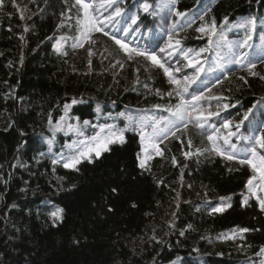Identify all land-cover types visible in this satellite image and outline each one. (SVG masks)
Here are the masks:
<instances>
[{"label":"trees","instance_id":"trees-1","mask_svg":"<svg viewBox=\"0 0 264 264\" xmlns=\"http://www.w3.org/2000/svg\"><path fill=\"white\" fill-rule=\"evenodd\" d=\"M0 3V264H264V211L245 187L256 174L239 162L253 147L264 155L255 143L264 136V0H116L97 18L116 7L122 13L90 37H103L112 58L124 61L119 72L89 66L88 41L73 47L82 19L75 0H33L28 19L12 0ZM213 19L210 43L197 29ZM169 35L180 45L161 53ZM111 37L155 52L181 84L144 56L129 59ZM185 76L195 82L177 95ZM200 93L218 99L193 101ZM182 99L220 114L197 128L167 111ZM225 120L232 127L224 129ZM215 129L234 133L229 145L217 143L235 159L211 151ZM109 132L124 142L76 170L63 166L82 141ZM141 132L162 140V155L142 145ZM57 209L60 220L51 216Z\"/></svg>","mask_w":264,"mask_h":264},{"label":"snow or ice","instance_id":"snow-or-ice-1","mask_svg":"<svg viewBox=\"0 0 264 264\" xmlns=\"http://www.w3.org/2000/svg\"><path fill=\"white\" fill-rule=\"evenodd\" d=\"M116 3V0H98V3H85L84 0H75V5H79L80 10L82 11V19H78L77 23L80 25V36L77 40V43L73 45V47H84V44L81 43L80 41H90V35L93 31L95 32H102L103 27L102 25L104 24L105 20L108 22H111L114 17L119 16L123 9L116 7L115 11L109 15L106 16L104 20H100L97 18L96 12L99 9H107L113 7V5ZM73 5V6H75ZM0 6H2V3H0ZM144 11H148L149 5L145 3L142 5ZM178 16H183L185 13L177 12L176 13ZM203 19V17H201ZM227 17L224 18V21L227 22ZM136 18L133 17V23H135ZM248 24H254L253 20H249L247 22ZM223 27V25H221ZM127 31V29H125ZM198 32H206V34L209 36V42L211 43V38L212 36L217 34V25L216 21L213 19L211 24L208 26L202 25L200 28L197 29ZM107 35V33H105ZM112 39L115 40V43L119 45L121 49H123L126 53L129 54V59L132 58V54L134 53L136 56H144L147 60H150L153 65L158 66L159 68L163 69V72L166 76L169 77L170 83L180 85L181 82L179 80H176L173 75V69L169 66L166 67L165 64L162 62L160 58L157 57L155 52H147V51H140L139 49H129L128 46L122 42L120 39H116L115 37H111ZM94 43V41H91ZM245 44L247 43V40L244 42ZM180 45L179 40L173 41V38L171 35L168 37V42L166 43L165 47L160 49L161 53H165L167 49H172L174 52L176 48H178ZM57 50L60 48V42H57V45L55 46ZM203 51V50H202ZM171 52H168V55L171 56ZM89 55H92L91 50H89ZM185 58L189 59L188 54L185 53ZM189 67L193 66V62L191 59H189ZM255 64H249L248 65V71L250 75L256 76L258 73L253 71L255 68ZM176 72H180L181 69L179 67L175 68ZM199 71V69L197 70ZM241 80L244 79V77H240ZM261 80H264V76H260ZM184 86L181 91L177 92V95H181V92H187L188 84L195 82V77L189 78L187 76L184 77ZM247 81H245L246 83ZM210 91V90H209ZM169 95H172V93H168ZM202 99H218V97H212V96H204L203 93H200L199 95H193L192 100L193 101H200ZM67 108V105L65 106ZM154 107H159V105H155ZM229 105H224V108H228ZM234 107V105H233ZM167 111L171 112L174 116H176L178 119L181 121H192L195 120L196 124L195 126L197 128H204V126L208 123L209 118L212 116H219V111L216 112H207L205 114V111L201 108H199L196 104H189L188 101L186 100H181L179 104L175 106V110L172 108H168ZM251 111V109L249 110ZM248 119V114L245 113L244 115V120ZM244 121L241 120L239 123L236 124V128L239 129L240 124H242ZM176 127V131H179L178 126ZM184 127L187 128V123L184 124ZM224 129H229L232 127V121L230 120H225L224 124L222 125ZM171 135L175 137V132H171ZM234 135L233 132H228L227 135H221L219 129L214 130L213 135H208L207 140L211 144V151L214 152L216 155L223 156L225 159L228 160H233L235 159V155L228 153L225 151L220 144L217 143L218 140H223L225 145H229L230 138ZM141 136V143L142 145L144 144L145 140L148 141V144L150 147H154L156 149L157 155H162V152L160 148L158 147V144L162 142L158 137L155 135L152 137H147L143 132L140 134ZM164 139H167V135L164 136ZM115 142H124V136L122 133L117 134L115 132H109L108 135L106 136H101L99 133L91 137L88 141H82L81 142V148L76 152L75 155L69 157L67 159V162L63 164V166L66 169H77V165L81 163L82 160L87 159L89 162H91L93 154L95 155L96 158H99L101 153L103 151L108 150V145L115 143ZM255 143L256 145L264 149V136L262 137H256L255 138ZM189 147H191V141H189ZM233 149H235L234 145H230ZM201 150L198 149L197 152H200ZM204 151H207L205 149ZM251 156L249 158L241 159L239 162L241 164H248L250 168L252 169V172L255 173L256 175L252 176L249 178L247 184L245 187L247 188L248 192L255 197L258 202L259 206L262 211H264V198H261L257 193L258 191H264V155H258L256 151V147H253L251 150ZM192 153L191 152H185L184 155L187 158L190 156ZM139 159V156H138ZM172 163L175 164L176 160L175 157H173ZM140 167L144 168L145 167V161L143 159H140ZM259 180V184L256 185L253 183L254 180ZM221 201H225L230 199V197H220ZM244 203H247V199H245ZM230 205H225L224 207H229ZM224 207H217L213 208V212H222L224 211ZM60 209H57L53 213H51V216L55 220H60L62 219ZM240 232H247L248 229L246 228H241L239 229ZM154 238V237H153ZM264 254V247H261L260 253L258 255Z\"/></svg>","mask_w":264,"mask_h":264},{"label":"rangeland","instance_id":"rangeland-1","mask_svg":"<svg viewBox=\"0 0 264 264\" xmlns=\"http://www.w3.org/2000/svg\"><path fill=\"white\" fill-rule=\"evenodd\" d=\"M12 1L17 6L22 17H25L26 19H28V17H31V14L29 13V6L31 5V1L33 0ZM66 18H68V16H66ZM91 41H94V43ZM89 50H91L92 55H89ZM85 53L86 54L84 60L88 63L89 66L93 65V61L101 65L110 64L111 66L117 67L116 70L117 72H119L122 70L121 67L125 65L123 60L118 59V56H114L112 58L107 48V45L103 40V37L100 36L90 37V41L87 42V48ZM76 63L77 59L75 57L74 61L72 62V66L75 67ZM176 202L179 203V198H177Z\"/></svg>","mask_w":264,"mask_h":264}]
</instances>
